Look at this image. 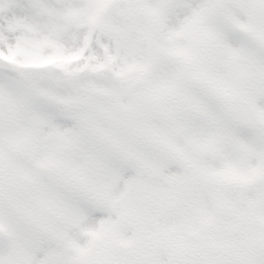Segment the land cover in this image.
Masks as SVG:
<instances>
[{"label":"snow or ice","instance_id":"snow-or-ice-1","mask_svg":"<svg viewBox=\"0 0 264 264\" xmlns=\"http://www.w3.org/2000/svg\"><path fill=\"white\" fill-rule=\"evenodd\" d=\"M0 264H264V0H0Z\"/></svg>","mask_w":264,"mask_h":264}]
</instances>
